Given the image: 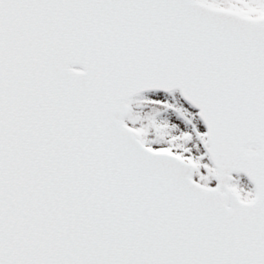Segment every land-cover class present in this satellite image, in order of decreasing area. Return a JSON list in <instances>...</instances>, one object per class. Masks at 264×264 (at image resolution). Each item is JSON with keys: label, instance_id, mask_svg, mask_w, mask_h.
I'll use <instances>...</instances> for the list:
<instances>
[{"label": "snow or ice", "instance_id": "snow-or-ice-1", "mask_svg": "<svg viewBox=\"0 0 264 264\" xmlns=\"http://www.w3.org/2000/svg\"><path fill=\"white\" fill-rule=\"evenodd\" d=\"M0 264H264V0H0Z\"/></svg>", "mask_w": 264, "mask_h": 264}]
</instances>
